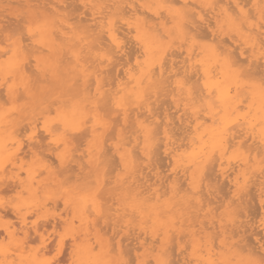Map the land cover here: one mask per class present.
<instances>
[{"label": "bare ground", "instance_id": "bare-ground-1", "mask_svg": "<svg viewBox=\"0 0 264 264\" xmlns=\"http://www.w3.org/2000/svg\"><path fill=\"white\" fill-rule=\"evenodd\" d=\"M28 1L30 0H26V2ZM37 1H40V2L36 5L33 4L32 6L34 7V9L35 8L39 9L38 12H40V14H43L44 13L43 11H47V10H52L53 12L57 13V8H60V9L67 8L68 9L69 6H72L73 3H76V2H79L83 7L89 5L88 9L90 10V12H86L87 10L84 9L83 13L84 14L89 13L88 14L89 16L86 18L82 17V19L79 16L80 18L76 17L77 20H74V21H77V23L87 22L86 24L85 23L79 24L80 28H83V30H80L78 32L73 30V27L71 26L73 23L70 25L68 21H63V22L60 21L59 26L56 27L58 28L56 32L39 30V35H41L39 39H35L33 37L35 34L32 32L31 29H27L29 36H31L32 38V41L40 47L49 45V42L55 38V35H60L63 38L62 40H66L67 42H69V45L72 49H70L71 51L68 50L66 53L71 55V57L73 58V62H74L73 66L69 67L70 75L71 74H73V76L77 75L78 79L76 80H80V81L73 82V80L71 81L70 79L64 80L63 82L64 91L67 95H70V97L67 99L69 104L68 106H66L67 110L65 111V113L63 112V114L59 116L56 120L47 119L46 117L47 115L44 113L43 116H41L43 118V120L40 121L41 125H39L38 121L41 120L40 118L28 117L27 119L28 121H26L27 125L24 123V125L27 126L30 130V134L28 136L29 140L27 141L26 144L25 143L21 144L17 140L18 137L15 136L14 130L13 131L10 130L12 127L16 125V122L9 118L10 114L7 116L0 114V190L3 187L8 188V189L11 188V190L14 188H18L17 196H16L18 199V202L16 204L11 203L9 206L2 205L0 203V208H2L4 212V210H7V207H8L10 211H12V214L16 218L17 224L19 225V227L16 228L15 227L16 223L12 222L6 225L2 224L3 226H1L0 228L2 230V232H0V237H1L0 239V257H1L0 264H13L14 258H12V255L20 259L19 262L16 264H50L51 261L43 262V261L38 260L37 257L35 256L36 254H34L31 257L22 258L21 255L17 254L16 252L21 253L22 251H24L23 243L19 242L15 236L17 235L18 230L24 235V237L29 236L30 231L36 232L37 230L36 224L31 223L30 226H28L27 221H26L27 216L25 217V215H22L20 213V209L24 205L38 206L36 204L38 202L37 201L38 190L43 188L50 181H57V177L59 175H67V174L69 175V173L74 172V169H75L74 166H76V169L78 170L76 171L77 173L75 172L76 174H74L75 176L74 178L79 179L81 178V176L86 177V175H88V174H84V166H82L83 164H81L83 162L82 161L79 162V160L84 158V156L82 157L80 156L77 159H74V157H70L67 155L66 149L69 146V144H71L75 140H82V139L83 141L86 142L87 148L85 149V151L87 153L86 154L87 158L85 159L84 162L89 167H94L97 164L102 163L105 160L103 158L105 153H103L101 149L99 148V146L95 144V140L100 134L99 130L100 129L104 130V129L101 128L100 126H97L95 124V120L91 118H85L86 117L85 114L80 115L79 110L81 108L83 109L87 108V109H90L92 112H95L94 116L104 115L105 117L109 119V122L114 123V125H115V122L120 120L121 124H119L120 122H118V125H121L123 127L121 128L120 131H122L124 134L127 132H130V135L135 134L131 139L128 137V141L121 142L120 144L121 147L116 149L117 156L120 159V166L124 170V173L123 175L119 177L115 186H117L118 189L123 190L125 192L124 197L126 199H129L127 203L128 205L127 209L129 211L142 214L145 211V206L150 205L151 209L153 210L152 211L154 214L153 217L157 218L158 213H159L157 209L159 204L157 202H160L161 197L165 196L168 193L170 194V196L168 197V200H165L168 206H172V205L180 206V208H182L186 214L189 213L192 207L199 208L200 209L199 211L203 210L204 208H203V205L201 204V201H202L201 196H202V193L204 194L205 192L203 191V186L201 185L203 182V178L205 177L202 178V176L205 171L209 172L205 168L207 167V165L211 164L212 162H214L212 163L213 164V167H211L212 169L210 168V166H208L207 169L209 168L215 171L214 169V165H215L216 170L219 172L222 178L223 177L229 178L230 175L233 176L230 178L229 181L234 187H237L236 188L237 191L233 193L232 197L235 199H238L239 164H236L235 167L234 165L233 166L230 165V168L227 169L226 164L230 162V161L228 162L229 158L227 159L226 157L227 151L231 147H236L239 150V147H244V144L247 141H251L249 142L251 144L248 143L246 151H248L249 154L253 153L252 154L253 160H255L256 154L258 153V151L264 154V99H262V95H261V88H260V83H259L260 78L256 80L255 82L253 81L252 83L251 82L246 83L245 86L242 85L244 83L242 84L239 83V78H238L239 63L245 62V61L241 62V60L245 57L244 51H246L247 49H244L243 51L240 48L239 51H237L236 53L237 46H234L232 48L231 47L232 45L229 44V42H227L228 44H226L225 43L226 40L223 42V39H221L222 41H217V40H220V39H217L218 34L216 31L213 32L212 30L210 31L211 33H209L211 42L209 44H206L203 47H198L197 48L198 52L195 54V56H193L194 54L192 50L190 49H186L184 51L185 55L180 60V63H182L181 67L183 68L180 71V73L182 74L181 76L183 78H181L180 80H175V79L169 80V78L174 77L179 73L175 71V69H177L175 68V64H178V62L173 61L172 54H170V57L166 59V61H164L167 55L166 54L167 51L165 50L164 47H162L163 45L161 46L160 44L157 43L158 38L156 37L154 33V31L159 29V27L155 29L154 24L156 23L153 22L154 20L153 18L149 17V20L146 19L148 18V14L147 16L145 14H144L145 16L141 15L143 14V11H145L146 7L140 2V0H102L106 3L103 9L93 8L91 5L92 0H54V1L51 0V1H48L50 3H47L48 7H46V4L43 2V0H36V2ZM156 1L158 2L164 1L166 3V8L164 10L165 16L169 15V18L172 20L173 27L176 29V32L181 36V38H190L193 40L194 35L195 37H197L198 34L196 32H198L197 28L200 27L199 26L200 24H198V26L195 25L196 18L194 17V13H192L193 10L192 11L189 10L191 13L190 12L188 13L192 15H190L188 18L193 16L191 17V20L192 18H194V20L190 21L185 16V13L187 12V10L190 9L189 8L190 3H188L189 2L188 0H156ZM191 1H194V0H191ZM204 1L210 4L209 12L213 13L212 18H214L215 15L222 14L225 17V19L229 22V26L236 30L235 34L238 40H239V35H240V38L243 40V43L247 45L249 49L252 51L253 54L247 57L248 62H252L251 61V58H252L254 61H259V62L261 61V66H264V58L261 57V52L264 51V48H262V45H261V41L264 40V28H262V25H264L263 15L262 14L256 15L257 11L254 12L253 14L252 13L250 14L249 13L250 9H248V11L244 10L243 6L247 2H249L247 0L245 1V3H243V5H241L242 4L241 0H204ZM251 1L253 2V5H255V3L258 0H251ZM219 2H223L224 5L219 6L218 5ZM40 4L42 5L40 6ZM75 5L76 4H74L72 9L77 8V5L76 6ZM191 5L192 3L190 4V6ZM193 5L195 4L193 3ZM104 9H108V10L105 12ZM199 9L202 12V9L201 8ZM146 11L148 13H151L152 15L150 14V16H153L155 20H161L162 15H160L161 14L160 11L158 12L157 10H153L150 7L146 8ZM195 14L197 16L196 20H199V23L203 25L208 24L209 20L204 18L205 16L204 17L202 16L203 13L202 15H200L199 13L195 12ZM9 18H7L8 21H9ZM74 18L75 17H72L71 19H74ZM119 22L121 23V26H118ZM211 22L213 21L211 20ZM3 23H5V25H3V28L5 29L4 26H6V20ZM11 23L13 24V20L11 21ZM11 23L7 24V26H9ZM16 23L18 24L17 21ZM13 26L15 25L13 24ZM18 27L20 28L19 25ZM202 27L206 28L205 26H202ZM3 28L1 25L2 30ZM204 28H203V31H204ZM13 30L15 31V29ZM72 31H73V34H71ZM89 31H92L93 33H89ZM132 32H134V34H132ZM22 33L24 34V32ZM85 33H88V34L85 35ZM129 34H131V36H129L128 39L130 38L132 39L129 41L130 42L133 41L131 43H134L133 45L136 48L134 47V50H133V48L130 46V43L128 44L129 45L128 47H131V50L133 51L126 49L128 47H126L125 40H123V37ZM205 34L206 36L209 37V34L207 33ZM112 35H115L116 37H118L120 41L118 49H116L114 52H113V45L111 43ZM241 35H244V36H241ZM7 36L10 37L8 34ZM25 37L22 36L20 40L22 41V38H25ZM20 40L14 41L9 51L6 45H4V49H7L5 50L4 53L7 54L8 52L9 55L6 57L5 60L3 58V61H0V87H5L7 85L6 93L8 94L10 98L16 97V99L19 98V95H17V92H16V87L14 86V84L8 85L7 84L8 80L11 79L10 77L14 79L18 78L20 80L21 79L25 80L26 78L29 79V75L26 73V70L32 71V69H28V67L26 66V64H28L26 63V61L24 64V67H25L24 68L21 63L22 61L18 59L20 54L24 55L22 48L25 46L23 41L22 43L24 45H22ZM0 42H2V40ZM231 43H235V40H231ZM53 47H54V44H53ZM1 51H0V55L2 53L3 56H5L4 53ZM171 51L173 52V50ZM180 54L181 53H179V55ZM105 55L110 56V59L103 60L102 57ZM131 56H133V64L129 65L130 61L132 60ZM87 62H90L89 65L87 64ZM249 64H251L250 69H252L253 63H249ZM120 65H122L123 67L122 70L120 67H119L120 69L119 68L117 69V67ZM109 66L111 68H108ZM90 67L92 68L91 70L89 69ZM253 69L256 70L255 68ZM248 70L249 69H247V71ZM254 70L252 71L254 72ZM252 71L251 73H253ZM110 72L112 74L108 75ZM261 72L262 71H260V73ZM254 74H257V73H253V75ZM193 76L196 77L195 79H193L195 81L191 80ZM30 79L28 81H30ZM104 79H107V80L105 81ZM190 80L196 83V85L198 82L199 86L196 88H193ZM179 85H183V87H180ZM165 87H170V89H166V93H168L169 95L173 91H175V93L177 94L184 93L185 98L194 99V101H197V102H200V101L204 102L205 107L207 109L206 111L207 114L199 115L196 111L188 114L186 113V107H185L186 103H182L180 105L174 104L176 113L181 111V114L176 115V118L180 123L184 124V126L182 127L184 129H182V132H180L181 136H179V133L177 135L178 138L173 137L174 136L172 133L173 125L171 126V124L172 123L174 124V121H172L173 119L171 120V118L169 117L170 114L168 115L167 113H164V115L162 116L163 118L161 117L162 121L159 122L158 118H160L159 116L161 115L160 113L162 112L159 110L160 111L158 112L159 114H156L154 110L155 111L158 110V108L156 107L161 105V103L157 104L156 102L157 106L153 108L152 103L154 104V102L150 101L152 97H155L154 101H156L157 97L159 96V95L156 96V94L158 92H160L161 94V91H163ZM245 87L248 92L249 103L247 105L246 111L245 112L243 111L242 114H239V97H240L239 88H245ZM0 96H1V93H0ZM29 98L31 101V99H33L34 96L31 95ZM243 100L244 99H242L241 101ZM160 101H163V99L162 100L160 99ZM166 103L164 104L166 105ZM161 107L159 109H161ZM43 111H46L47 113H49L48 108L41 110L40 113H42ZM10 112H12V110H10L8 113ZM183 115H187V116L182 118ZM207 118L209 119L208 124H206V121H205V119L207 120ZM239 118L241 119L240 122H239ZM89 122H91V124H88ZM180 123L179 124L176 123L175 126L176 125L180 126L181 125ZM128 127L129 129L124 131ZM130 128H134V130L130 131ZM20 129H22V127L19 128V130ZM19 132H23V131H19ZM158 133L162 134V137L158 135L157 138L158 137L162 138L161 141H162L163 151L166 157L173 162V166L170 169L171 175H173V180L171 182L172 184L167 186L169 188V190L167 189L168 190L167 193L166 191H160L159 185L163 186L164 182L166 181L165 178L169 177V175L167 176L166 174V177L164 178L165 180H163L162 179L163 175L162 177L160 176L161 175L160 170L158 171V167L156 165H153L151 162L152 161L151 153L153 152V150L157 151V149L161 147L160 145L161 141H158V139H156L155 137ZM125 138L126 136L123 139ZM155 140H157L158 143H156ZM50 143L52 144V146L50 145ZM23 144L26 146V147H23L24 149L26 148L24 152L31 154V157L33 159L29 164H26L23 161H21L22 159H19L20 160L19 164L16 163V159H17L16 155L17 154L20 155L19 153H17V151L21 150V147L23 146ZM128 144H131V147L138 148L140 155H136V159L137 157H140L141 163L140 162L136 163L134 156L132 154L134 151H135L134 155L137 154L136 150L126 147V145ZM156 144H158L159 146H156ZM60 146L61 148H59ZM44 150H48L49 154H51L52 157H54V159L58 161L57 170H54L53 167L51 166V163L48 164L47 161L43 159L42 154ZM235 151L233 152L239 154L238 151L236 152ZM156 153L155 154L153 153V156L155 155V157L153 158H156V155H158ZM237 154H235V156ZM73 155L79 156L80 154L79 155L73 154ZM21 156H24L22 152H21ZM159 157H161V155ZM161 159H158V160H161ZM170 160H168V164ZM158 162L156 161V163ZM231 162L229 164H231ZM244 162L245 160H243V163ZM71 163H74V164H71ZM162 163H163V160H162ZM111 169H108L107 172L111 170V172L109 173H112L113 168ZM146 169H148L147 172L151 173V177H149L150 175L147 172H146L147 174H144V170ZM228 170H230V173L228 172ZM178 172H181V177H184L185 179L188 180L187 181L188 190L186 189L184 191L186 193L185 194L183 193L182 195L179 194V192H181V186L179 189V186L175 180L176 179L175 175ZM24 173L26 175L25 179L24 177H22V174ZM208 174L209 175L212 174V171L211 173H208ZM208 174H204V175H206V178L208 177L207 179L208 181L209 180L212 181L213 179L211 178L209 179V177L213 175L207 176ZM71 176H68V177H71ZM214 176L218 177L217 174ZM254 176H257V173ZM152 179L153 181L150 182V180ZM217 180L218 178L214 179L213 180L214 183ZM93 181L97 183V185H95L96 188H99L101 187V185L105 183V181L107 182V179L97 174L95 175V179ZM225 182L226 180L220 183L223 184ZM208 184L210 183L208 182ZM200 187H202L201 194L199 193ZM218 187L219 186L217 185V188ZM164 189L166 190V187ZM224 191H225V188H224ZM206 192H208L207 189H206ZM248 192H251V189H249ZM3 193L5 192H2V194ZM24 193H26L25 196H23ZM90 194L91 193H89V195ZM45 195H48V194L45 193ZM178 195H180L179 199L176 198ZM82 196H86V195H82ZM203 196L206 197L207 195L204 194ZM182 198H185V200L180 203L179 201L182 200ZM208 198L209 199L207 200H210V202L212 203L210 197ZM64 199L65 200L63 204L66 205L65 207L67 209L68 207H70V209H68L70 211L69 213H67V214H70V217L68 218L70 220V223L74 222V220H77L81 224L87 225V222H88L87 221L88 220L87 210L88 209H91L93 212H96L99 214L103 213L102 216L106 215L107 210L109 209L106 207L104 208L102 204H99L98 202H91L89 199L86 201H82V202L74 201L69 198H64ZM151 201L152 203L147 204L148 202H151ZM252 201L255 202L254 200ZM42 202L43 201H41V203ZM246 202H249V200ZM241 203H243V201ZM58 204L59 203H57V206H60ZM253 204L250 206L248 204L249 209L251 208V206H254V207L256 206ZM218 205L216 206L218 207ZM260 205H261V208L263 209L264 200L261 201ZM41 209H44V208L41 207ZM249 209L247 210V213ZM252 210L253 208L250 210L251 215H252ZM122 212L125 213L124 211ZM123 213H122V216H124ZM239 213H237V215ZM239 215H242V213H240ZM249 215H250V212H249ZM106 216L109 219V215H106ZM147 216H149V214ZM234 216H236V214ZM253 216L255 217L256 214ZM97 222L99 221L97 220ZM107 223L109 227V222ZM48 224H51V222H49L48 220L47 221L45 220L44 225L47 226ZM210 224H212V222ZM263 224H264V221H263ZM143 228H146V227H143ZM87 235H88V228H85V230H83L81 234L78 232H73L70 235L71 237V245H70L71 258L75 257L77 261H79V263L83 262V264H87V262H91V261H102L104 262V264H113L106 258L105 252L100 251V252L95 253V252L90 251L93 248V246L89 242V239L86 238ZM246 236L248 237V235H245V237ZM6 237L10 239V242L4 245L1 241ZM171 237H174V236L172 235ZM120 238H123V237L121 236ZM124 238L122 239V241L124 240ZM179 238L181 237L179 236ZM258 239H260V237ZM130 240H134V238ZM209 243H211V241ZM57 244L59 245L61 249L63 246V239L60 238ZM195 244H196V241H194L192 245H195ZM224 245L225 244L223 242L220 243V246H224ZM50 246L51 247L53 246L52 240L51 241L42 240L41 251L45 252L49 250ZM263 246L260 245L258 249H256L255 247V250H249V253L255 256L257 261L264 260V247ZM170 247H171V251H168V252H171L173 256L175 252H173L174 250L172 246ZM135 249H137V247H135ZM192 249L193 248H191V250ZM128 250L129 249H127V251ZM205 251L208 256V259L209 260L212 259V256H213L212 245L206 248ZM164 252L166 251L164 250ZM164 252H163V255L165 254ZM233 253H235V251H233ZM62 257H60L59 260ZM130 259H132L131 256H130ZM170 259L172 260L173 257ZM173 261L174 260H172L171 262L172 264L174 263ZM153 262L154 264H165L164 263L165 260L160 256L155 257L153 259ZM129 263L130 262H128L127 264ZM138 264H145V263L141 261V262H138Z\"/></svg>", "mask_w": 264, "mask_h": 264}, {"label": "rangeland", "instance_id": "rangeland-1", "mask_svg": "<svg viewBox=\"0 0 264 264\" xmlns=\"http://www.w3.org/2000/svg\"><path fill=\"white\" fill-rule=\"evenodd\" d=\"M48 1H51V0H43V2L46 4V7H48L47 3H50ZM52 1H54V0H52ZM188 1H189L188 3H190V4L192 3L191 6L189 4L190 9H188L187 12L185 13V16L188 20H190V21L194 20V18H192V20H191V17H193V16L188 18L190 15H192V14H190L191 13L190 11H192V10H193L192 13H194V17L196 19H197V16H196L195 12L199 13L200 15H202V13H203L202 16L203 17L205 16L204 18L209 20L207 25L206 24L203 25V24L199 23V20L195 19V22H196L195 25L198 26V24H200L199 25L200 27L197 28L198 32H196V33L198 35L196 34L197 37H195V35H194L193 40L190 38H181V36L176 32V29L173 27V23H172V20L169 18V15L165 16L164 10L166 8V3L164 1H162L163 2L162 3L161 1L158 2L156 0H140V2L146 8L150 7L153 10H157L158 12L160 11V13H161L160 15H162L161 20H155V18L153 16H150L151 13H148L146 11V8H145V11H143V14H141L143 16H145V15L147 16V14H148V18H146V17L145 18L147 20H149V17L153 18L154 19L153 22L156 23V24H154L155 29H157L159 27V29L155 30L154 33H155L156 37L158 38L157 43L160 44L161 46L163 45L162 47H164L165 50L167 51L166 52L167 55H166L164 61H166V59H168L170 57V54H172L173 61L178 62L179 66H180L179 67L178 64H175V68H177V69H175V71L177 73L178 72L179 73L176 76L169 78V80H174V79L180 80L181 78H183L181 76L182 74L180 73V71L183 69L181 67L182 63H180V60L185 55L184 51L186 49H190V50H192V52L194 54L193 56H195V54L198 52L197 51L198 47H203L206 44H209L211 42L209 33H211L210 31H212V30H213V32L216 31L218 34L217 39H220V40H217V41H222L221 39H223V42L226 40L225 43L228 44L227 42H229V44L232 45V46L230 45L232 48L234 46H237L238 48L236 47V53H237V51H239L240 48L243 51H244V49H247L246 50L247 52L244 51L245 57L241 60V62L242 61H245V62L239 63V70L241 68L244 69L246 73L250 74V76L248 78H244V79L239 78V83H241V84L244 83L242 85L245 86L246 83H249V82L252 83L253 81L255 82L256 80H258L261 76V73H264V66H261V61L260 62L254 61L252 58H251L252 62H248L247 57H249L251 54H253L252 51L249 49V47L247 45H245L243 43V40L240 38V35H239V40H238V38L235 34L236 30L229 26V22L225 19V17L222 14H219V15H215L214 18H212L213 13L209 12L210 4L205 2L204 0H194V1L188 0ZM241 1H242L241 5H243V3H245L246 0H241ZM247 1H249V2H247L243 6L244 10L248 11V9H250V11H252V12L249 11L250 14L251 13L253 14L254 12L257 11L256 15L262 14L264 17V1L258 0L255 3V5H253V2L251 0H247ZM14 2L15 3L17 2V3L15 4ZM39 2L40 1L36 2V0H32V1L30 0L28 2H26V0H21V1H19V0H0V14H1L0 15V24L2 25V28H3V25H5V23H3V22L6 20V26H4L5 29L3 28V30H2L1 25H0V35L2 37V38L1 37L0 38L3 42V43L0 42V51L2 50L1 52H3V53L7 49L9 51V49L11 48L14 41L20 40V38L22 36H24V37L26 36L25 37L26 39L22 38V41L25 44L24 47L22 46L24 55L20 54L18 59L22 61L21 63H22L23 67H24V64L26 61V63H28V64H26L28 69H32V71L26 70V73L29 75V79L31 78L30 81H28L29 79H27V78L25 80H22V79L20 80L18 78L14 79V78L10 77L11 79H9L7 82L8 85L14 84V86L16 87L17 95H19L18 99H16V97L10 98L8 96V94L6 93V86L7 85L5 87H0V93H1V96H0L1 97L0 98V114H3L5 116L10 114L9 118L16 122V125L14 127H12L10 130H12V131L14 130L15 136L18 137L17 140L21 144L22 143L26 144L27 141L29 140L28 136L30 134V130L27 126L24 125V123L27 125L26 121H28L27 120L28 117L40 118L41 120L38 121L39 125H41L40 121L43 120V118L41 116H43L44 113L47 115L46 116L47 119L56 120L59 116H61L63 114V112L65 113V111L67 110L66 106H68V104H69L67 99L70 97V95H67L64 91V86H63L64 80L70 79L71 81L73 80V82L74 81H80V80H76V79H78L77 75L76 76H73V74L70 75L69 67L73 66L74 62H73V58L71 57V55L66 53L68 50L72 49L69 45V42H67L66 40H62L63 38L60 35H55V38L49 42V45L44 46V47H40L32 41V38H31V36H29L27 29L32 30V32L35 34L33 36L35 39H39L41 36V35H39V30L56 32L58 29L56 27L59 26L60 21H62V22L68 21L70 23V25L73 23L71 25L73 27V30L78 32L80 30H83V28H80L79 24H84V23L86 24L87 22L77 23V21H74V20H77L76 17L78 18L79 16L81 17V19H82V17L86 18L89 16L88 15L89 13H85L86 15L83 13L84 9L87 10L86 12H90V10L88 9L89 5L83 7L79 2H76V3H73L72 6H69L68 9L67 8H65V9L57 8V13L53 12L52 10H47V11H43L44 12L43 14H40V12H38L39 9H37V8L34 9V7L32 6L33 4L34 5L38 4ZM19 3H21V4H19ZM193 3L197 7L195 5H193ZM29 4H31V5H29ZM74 4L77 5V8L79 10L77 8L72 9ZM105 4L106 3L102 0H92L91 1V5L93 8L103 9ZM17 5H18V7H17ZM41 5L42 4H40V6ZM218 5L223 6L224 3L219 2ZM79 6L81 9L79 8ZM162 6H164V7H162ZM198 7L202 9V12ZM215 7H216V5H215ZM5 8H6V10H5ZM104 10L106 12L108 9H104ZM71 12H72V14H71ZM145 12H147V13H145ZM188 12H190V13H188ZM4 16H6V17H4ZM70 17L71 18L75 17V18L71 19ZM7 18H9V21ZM19 18L21 19V21ZM12 20H13V24L15 26H13V24L11 23ZM211 20L213 22H211ZM16 21L18 22V24L16 23ZM9 23H11V24L9 26H7V24H9ZM18 25L20 26V28L18 27ZM118 26H121L120 22L118 23ZM202 26H205L206 28H204ZM203 28H204V31H203ZM13 29H15V31ZM123 30H124V28H123ZM6 31H8V32H6ZM22 32H24L25 35ZM89 33H93V32L89 31ZM205 33L209 34V37L206 36ZM7 34L10 37H8ZM71 34H73V31ZM86 34H88V33H85V35ZM132 34H134V32H132ZM229 35H231V36H229ZM129 36H131V34L124 36L123 40H125L126 47H128L129 46L128 44L130 43V46L134 50V47H135L133 45L134 43H131L133 41H131V42L129 41V40H132L131 38L128 39ZM164 36H166V37H164ZM241 36H244V35H241ZM126 40H128V41H126ZM227 40H229V41H227ZM231 40H235V43H231ZM22 41H21V43H22ZM176 41H177V43H176ZM215 42H216V40H215ZM23 43H22V45H24ZM239 43H241V44H239ZM53 44H54V47H53ZM4 45H6L7 49H4ZM131 47H128L126 49L133 51V50H131ZM171 50H173V52ZM179 53H181V54L179 55ZM1 55H0V61H3V58L5 60L6 57L9 55V53L8 52H7V54L4 53L5 56H3L2 53H1ZM131 57H132L131 58L132 60L130 61L129 65L133 64V56H131ZM89 63L90 62H87L88 65H89ZM249 63H253L252 67L255 68L256 70H254L252 67H251L252 69H250L251 64H249ZM257 66H258V68H257ZM119 67L121 68V70L123 69L122 65L118 66L117 69ZM125 67H127V66H125ZM178 67H179V69H178ZM108 68H111V67L109 66ZM246 68L249 70L247 71ZM89 69L91 70L92 68L90 67ZM252 70H254V72ZM251 71L253 73H257L258 76H257V74L253 75V73H251ZM260 71H262V72L260 73ZM29 72H31V73H29ZM110 74H112V73L110 72L108 75H110ZM105 77H106V75H105ZM195 78L196 77L193 76L191 78V80H193ZM104 80L106 81L107 79H104ZM191 80H190V82L192 83L193 88H196L199 86L197 81H196L197 82V85H196V83L192 82ZM193 81H195V80H193ZM170 87H165V89L163 91H161V94H160V92H158L156 94V96H158V95L159 96L157 97L156 101H154L155 97H152L150 99V101L154 102V104L152 103L153 108H155L157 106L156 102H157V104L161 103V105L156 107V108H158V110H156V111L154 110V112H156V114H159L158 112H160V111L162 112V113H160L161 114L159 116L160 118H158L159 122L162 121V118H163L162 116L164 115V113H167L168 115L170 114L169 117L171 118V120L173 119L172 121H174V124L173 123L171 124V126L173 125L172 126V128H173L172 133L174 135L173 137L178 138L177 135L179 133V136H181L180 132H182V129H184V128H182L184 126V124L180 123L177 120L176 115H178V114L180 115L181 111L176 113L174 104L180 105L182 103H186V106H185L186 107V113H188V114H190L191 112H194V111H196L199 115L207 114L206 113L207 109L205 107L204 102H202V101L197 102V101H194V99L185 98L184 93L177 94V93H175V91H173L169 95L168 93H166V89H170ZM1 88H2V90H1ZM31 95L34 96V98H33L34 100L31 99V101H33V102H31L30 98H29ZM239 96H240L239 97V114H242L243 111L244 112L246 111L247 105L249 103V96H248V92L246 90V87L245 88H239ZM165 98H167L168 100ZM160 99L161 100L163 99V101H160ZM242 99H244V100L241 101ZM169 102H170V104H169ZM164 103H166V105ZM169 105H171V106H169ZM240 106H241V108H240ZM160 107H161V109H159ZM47 108H48L49 113H47L46 111H43L42 113H40L41 110L47 109ZM10 110H12V112L8 113ZM94 113L95 112H92L90 109H87V108L86 109L81 108L79 110L80 115L85 114V116H86L85 118H91V119L95 120V124L104 129V130H101V129L99 130L100 134L97 137V139L95 140V144L97 146H99V148L101 149V151L103 153H105V155L103 156V158L105 160L102 163H99L94 167H89L84 162L85 159L87 158V155H86L87 153L85 151V149L87 148L86 142L83 141V139H82V140H75L74 142L69 144V146L66 149L67 155L70 157H74V159H77L80 156L81 157L84 156V158L79 160V162L80 161L83 162L81 164H83L82 166H84V174H88V175H86V177L81 176V178H79V179L74 178L75 177L74 174H76L77 173L76 171H78L76 169V166H74L75 167L74 172L69 173V175L68 174L67 175H59L57 177V181H50L43 188L38 190V192H37V195H38L37 201L38 202L36 203L38 206H36V205L35 206L24 205L23 207H21L20 213L22 215H25V217L27 216L26 217L27 225L30 226L31 223H35L37 230H36V232L30 231V235L26 236V237H24V235L21 232H19V230H18V233L15 237L19 242L23 243V248H24L23 250L24 251H22L21 253L16 252L17 254H20L22 258L31 257L34 254H36L35 256L37 257V259L40 261H43V262L58 261V262H60V264H82V263H79V261H77V259L75 257L71 258V247H70L71 237H70V235L73 232H78L81 234L82 231L85 230V228H88V235L86 238L89 239V242L92 244V246L96 248L95 253L100 252V251L105 252L106 258L113 264H127L128 262H130L129 264H138V262H141V261H143L145 264H154L153 259L157 256L162 257L165 260V262H164L165 264L171 263L172 260H174L173 264H175V263L176 264H179V263L180 264H183V263L186 264V262H187V264H189V263L190 264H200V263L201 264H211V262H212V264H261V261H257L256 257L249 253V250H255V247H256V249H258L260 245H262V246L264 245V228H263V226H264V224H263L264 208L262 209L261 205H260L261 201L264 200V159H263L264 154L261 153L260 151H258V153H257L258 155L256 154V158H255V160H253V158H252L253 153L249 154V152L246 151L248 143L251 141H247L245 143L246 145L244 144V147H239V150L236 147H231V148H229V150L226 153L227 159L229 158L228 162L232 161L231 164H229L230 162L228 164H226L227 169L230 168V165L231 166L234 165V167H235L236 164H239L238 199H235L232 197L233 193L235 191H237V189H236L237 187H234L231 184V182L229 181L230 178L233 176L230 175L229 178L223 177L226 180V182H225L226 184L225 183L221 184L225 180L220 176L219 172L216 170L215 165H214L215 171L211 170L212 169L211 167H213L212 163H214V162H212L211 163L212 165L211 164L207 165V167L210 166L211 169H209V168L207 169V167H206L205 169L208 170L209 172L205 171L204 174L211 173V171H212V174H210V175L208 174L207 176L213 175V176L209 177V179L211 178L214 180V179L218 178V180L215 181V183L213 180L208 181L207 180L208 177L206 178V175L203 174L202 178L203 177H205V178H203V182H202L201 186H203V191L205 192L204 194L207 195L205 197V196H203L204 194L202 193V196H201V198H202L201 204L203 205V208H204L203 210L199 211L200 210L199 208L192 207L190 209L189 213L186 214L185 211H183V209L180 208V206H173V205L168 206L166 201H165V200H168V197L170 196V194L168 193L165 196L161 197L160 202H157L159 204L158 208H157L159 213H158L157 218H155V217H153L154 214L152 212L153 210L151 209L150 205L145 206V211L143 212L144 214L143 213L139 214V213L129 211L127 209V206H128L127 203L129 201V199H126L124 197L125 192L123 190L118 189L117 186H115L119 177L121 175H123V173H124V170L120 166V159L117 156L116 149L121 147L120 146L121 142L128 141V137L131 139L135 134L130 135V132H127L124 134L122 131H120L121 128H123L121 125H118V122H120L119 124H121L120 120L115 122V125H114V123H110L109 119L107 117H105L104 115L94 116ZM185 116H187V115H183L182 118ZM121 117H120V119H121ZM239 117H240V115H239ZM205 121H206V124L209 123L208 118H207V120L205 119ZM240 121H241V119L239 118V122ZM176 123L177 124L180 123L181 125L175 126ZM88 124H91V122H89ZM1 126H3V125H1ZM21 127H22V129L19 130V128H21ZM178 127H180L181 129ZM127 129H129V127L126 128L124 131H126ZM131 130H134V128H130V131ZM19 131H23V132H19ZM18 132H19V134H18ZM175 133H177V134H175ZM158 135L160 137H162V134L158 133L155 136L156 139H158V141H161L162 138H160V137L157 138ZM125 136H126V138L123 139ZM158 141L155 140L156 143H158ZM78 142L81 144H79ZM131 144L126 145V147L136 150L137 154L134 155L135 151L133 152V150H132V152H133L132 154L134 156L136 163H138V162L141 163L140 157H137L138 160L136 159V155H140L138 148L131 147ZM249 144H251V143H249ZM50 145L52 146L51 143H50ZM160 145H161V147L158 148L159 150L156 148L157 151L153 150V152L151 153V155H152L151 156L152 157L151 162L153 165H156L158 167V171L160 170V172H161L160 176L162 177V175H163L162 179L163 180L166 179V181L164 182V185L163 186L159 185V187H160V191H166V193H167L169 190V188L167 186L172 184L171 182L173 180V175H171V172H170V169L173 166V162L166 157V155L163 151L162 141H161ZM154 146H155V144H154ZM156 146H159V145L156 144ZM23 147H26V146L23 144V146L21 147L22 151L21 150L20 151L23 153V155L25 157L21 156V152L18 150L19 152L17 151V153H19L20 155H18V154L16 155V158H17L16 163L17 164L20 163L19 159H22L21 161H23L26 164H29L33 160L31 157V154L24 152L26 148L24 149ZM59 148H61V146ZM235 150L238 151L239 154L234 153L233 151H235ZM113 153H114V155H113ZM153 153L154 154L156 153L159 156L161 155L162 159L158 155H156V158H153V157H155V155L153 156ZM231 153H232V155H231ZM73 154H76V155L80 154V155L74 156ZM233 154H234V156H233ZM235 154H237V155L235 156ZM42 155H43V159L46 160L48 164L51 163V166L53 167L54 170L58 169V161L56 159H54V157H52L51 154H49L48 150H44ZM108 155H110V156H108ZM237 156H239V157H237ZM20 157H22V158H20ZM231 157H232V159H231ZM157 158L161 159V160H158ZM17 160H19V161H17ZM162 160H163V163H162ZM168 160H170L169 164H168ZM243 160H245L244 163H243ZM156 161L157 162L159 161V162L156 163ZM71 164H74V163H71ZM110 167L113 168L112 173H109L112 170ZM108 169H111V170H109L107 172ZM147 170L148 169L144 170V174L149 173V172H147ZM228 172L230 173V170H228ZM236 172H238V171H236ZM256 173H257V176H254ZM97 174L99 176H102L103 178L107 179V182L105 181V183L103 185H101V187H99V188H96L95 185H97V183L95 181H93L95 179V175H97ZM166 174H167V176L169 175V177H166ZM216 174L218 177L214 176ZM149 175H150L149 177H151V173H149ZM68 176H71V177H68ZM260 176H262V177H260ZM22 177H24V179H25V177H26L25 173L22 174ZM175 177H176L175 180L179 186V189L181 186V192H179V194L180 195H182L183 193L185 194L186 192H184V191L186 189L188 190V188H187V181L188 180L185 179L184 177H181V172H178L175 175ZM108 181H110V182H108ZM152 181H153V179L150 180V182H152ZM208 182L211 185L208 184ZM165 184H166V186H165ZM219 184H221V185H219ZM217 185L219 186L218 188H217ZM165 187H166V190L164 189ZM220 187H221V189H220ZM222 187L225 188V191H224V188H222ZM3 188L0 190V192H1L0 203L2 205H6V206H9L11 203L16 204L18 202V199L16 197L18 188H14L12 190H11V188H9V189L8 188L3 189ZM201 188L202 187H200V190H199L200 194H201V190H202ZM206 189L208 190V192H206ZM249 189H251V192H248ZM246 190H248V191H246ZM2 192H5V193L2 194ZM45 193L48 195H45ZM89 193H91V194L89 195ZM240 194H241V196H240ZM244 194H245V196H244ZM25 195H26V193L23 194V196H25ZM82 195H86V196H82ZM180 195H178L176 198L179 199ZM81 196H82V198H81ZM14 197H16V198H14ZM208 197H210L212 203L210 202V200H207V199H209ZM64 198H69L71 200L81 201V202L86 201L88 199L91 202H98L99 204H102V206L104 208L105 207L109 208L107 210V214H106V215H109V219L106 215L102 216L103 213L99 214V213L93 212L91 209H88L87 210V216H88L87 225L81 224L77 220H74V222L70 223V220L68 219L70 217V214H67L70 211V210H68V209H70V207H68V209L65 207L66 205L63 204V202L65 200ZM251 198L256 203L253 202L251 200ZM184 200H185V198H182V200H180L179 202L181 203ZM241 200L243 201V203H241L242 202ZM248 200H249V202H246ZM4 201H6V202H4ZM41 201H43V202L41 203ZM111 201H112V203H111ZM57 203H59L58 205H60V206H57ZM149 203H152V201L148 202L147 204H149ZM253 203H255V204H253ZM248 204H249V206L252 204L256 205L255 207H257V208H255L254 206H251V208L249 209ZM180 205H182V204H180ZM214 205L215 206L218 205V207L217 206L215 207ZM111 206L113 209L111 208ZM41 207L44 209H41ZM246 208L249 209L248 213H247L248 209H246ZM252 208H253V210H252V215H251L250 210ZM1 209L2 208H0V228H1V226L12 223V222H15L16 223L15 227L18 228L19 225L17 224V220L14 217V215L12 214V211H10V209L8 207H7V210H4V212H3V209L2 210ZM196 209H197V211H196ZM122 211H124L126 214L123 213ZM238 211L240 213H242L243 216L239 215L240 213ZM249 212H250V215H249ZM257 212H258V214H257ZM60 213H62V214H60ZM122 213L124 214V216H122ZM237 213H239V214L237 215ZM9 214H11L13 217ZM148 214L151 217L147 216ZM235 214H236V216H234ZM255 214H256V216L254 217L253 215H255ZM7 215H9V216H7ZM1 216H3V217H1ZM249 219L252 221H250ZM45 220L46 221L48 220L49 222H51V224H48L47 226L44 225ZM97 220L99 222H97ZM116 221H118V222H116ZM145 221H147V222H145ZM165 221H167V222H165ZM107 222H109V227H108ZM211 222H212V224H210ZM253 225L255 228L253 227ZM143 227H146V228H143ZM129 230H130V232H129ZM0 232H2L1 229H0ZM234 232H236V233H234ZM243 232H245V233H243ZM131 235H132V237H131ZM172 235L174 237H171ZM245 235H248V237L251 235L249 237L251 240L247 236L245 237ZM121 236L123 238L125 237L123 241H122L123 238H120ZM126 236H127V238H126ZM179 236L181 238H179ZM108 237H110V238H108ZM129 237H131V238H129ZM259 237H260V239H258ZM60 238L63 239V246L61 249H60L59 245L57 244V242L59 241ZM132 238H134V240H130ZM0 239H1V237H0ZM42 240H47V241L52 240L53 246L52 247L50 246L49 250L42 252L41 251ZM64 240L66 243L64 242ZM194 241H196V244L192 245L194 243ZM197 241H198V243H197ZM210 241H211V243H209ZM1 242L4 245H6L10 242V239L6 237ZM221 242H223L225 245L220 246ZM253 242H255V243H253ZM128 243H129V245H128ZM27 245H28V247H27ZM210 245H212V248H213V252H212L213 256H212V259L209 260L205 249L208 248ZM241 245H243L244 247ZM170 246H172V248L174 250V251L173 250L172 251L175 252L173 256H172L171 252H168V251H171ZM135 247H137V249H135ZM166 247H168V248H166ZM191 248H193V249L191 250ZM127 249H129V250L127 251ZM163 249L166 252H164ZM233 251H235V253H233ZM128 252H130V253H128ZM160 252H162V253H160ZM163 252L165 253L164 255H163ZM61 254L63 257L61 256ZM129 254H131V255H129ZM234 254H236V255H234ZM58 256H59V258L60 257H62V258L59 260ZM130 256L132 257V259H130ZM171 256L173 257L172 260L170 259V258H172ZM12 258H14L13 264L18 263L20 260V259L16 258V256H14V255H12ZM257 258H259V257H257ZM63 259H64V261H63ZM0 260H1V257H0ZM170 260H171V262H170ZM189 260H190V262H189ZM66 261H67V263H66ZM132 261H133V263H132ZM168 261H169V263H168ZM262 261H264V260H262Z\"/></svg>", "mask_w": 264, "mask_h": 264}, {"label": "snow or ice", "instance_id": "snow-or-ice-1", "mask_svg": "<svg viewBox=\"0 0 264 264\" xmlns=\"http://www.w3.org/2000/svg\"><path fill=\"white\" fill-rule=\"evenodd\" d=\"M110 23V22H109ZM262 28H264V25H262ZM111 43L113 45V52L118 49L120 41L118 39V37H116L115 35L111 36ZM261 45L262 48H264V40L261 41ZM261 57L264 58V51L261 52ZM103 60H108L110 59V56L105 55L102 57ZM250 76V74L246 73L244 69H240L238 72V78L240 79H244V78H248ZM260 88H261V95H262V99H264V73L261 74L260 76ZM180 87H183V85H179ZM90 251L95 252L96 248L93 247ZM50 264H60V262L58 261H53L50 262ZM83 264V262H82ZM87 264H104V262L102 261H91V262H87ZM261 264H264V261H261Z\"/></svg>", "mask_w": 264, "mask_h": 264}]
</instances>
